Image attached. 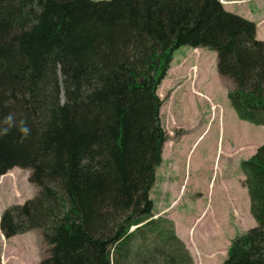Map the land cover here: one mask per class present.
Instances as JSON below:
<instances>
[{
    "label": "trees",
    "instance_id": "trees-1",
    "mask_svg": "<svg viewBox=\"0 0 264 264\" xmlns=\"http://www.w3.org/2000/svg\"><path fill=\"white\" fill-rule=\"evenodd\" d=\"M185 45L217 53L238 117L264 126V40L220 0H0V119L31 129L0 137V175L29 169L38 189L0 228L40 230L38 264H195L150 196L167 139L158 89ZM240 168L256 225L221 264H264V143Z\"/></svg>",
    "mask_w": 264,
    "mask_h": 264
},
{
    "label": "rangeland",
    "instance_id": "rangeland-1",
    "mask_svg": "<svg viewBox=\"0 0 264 264\" xmlns=\"http://www.w3.org/2000/svg\"><path fill=\"white\" fill-rule=\"evenodd\" d=\"M223 5L250 20L262 11L255 0H226ZM257 38L264 40V22ZM199 49H177L159 85L167 139L150 196L155 216L174 221L195 264H221L231 240L256 225L240 161L264 142V127L238 117L217 70V53ZM235 168L233 180H226ZM17 169L16 174L0 175V217L4 209L37 194L29 181L31 171ZM3 235L0 229L1 264H38L48 254L38 229L11 238Z\"/></svg>",
    "mask_w": 264,
    "mask_h": 264
},
{
    "label": "clouds",
    "instance_id": "clouds-1",
    "mask_svg": "<svg viewBox=\"0 0 264 264\" xmlns=\"http://www.w3.org/2000/svg\"><path fill=\"white\" fill-rule=\"evenodd\" d=\"M16 128L21 134V139H26L30 133L31 129L28 127L25 119H20L17 121L13 113H9L0 119V137L8 135L10 131Z\"/></svg>",
    "mask_w": 264,
    "mask_h": 264
},
{
    "label": "crops",
    "instance_id": "crops-1",
    "mask_svg": "<svg viewBox=\"0 0 264 264\" xmlns=\"http://www.w3.org/2000/svg\"><path fill=\"white\" fill-rule=\"evenodd\" d=\"M255 3H256V5H259V6H262V8H261V12L259 13L258 12V14H257V17L255 18V19H253V21H255L256 23H257V30H258V27H259V25L261 24V23H263L264 22V0H255ZM257 8H258V6H256ZM199 49V48H198ZM200 51H201V49H199ZM218 70V69H217ZM220 75V74H219ZM221 79L228 85V91H229V89H231L232 88V83H231V81L229 80V79H227V78H224V77H222L221 76ZM225 80H227L228 81V83L225 81ZM232 106V105H231ZM244 122H247V124L248 123H251V122H248V121H245V120H243ZM253 124V123H252ZM258 126H263V125H258ZM264 127V126H263ZM262 143H264V142H262ZM261 143V144H262ZM260 144V145H261ZM17 167H14L13 169H11L9 172H7L6 174H8V173H17ZM5 175V174H4ZM37 192H38V189H37ZM177 231V230H176ZM178 233H177V235L181 238V239H183V240H185L184 238V236L179 232V231H177ZM13 237V236H12ZM11 238V237H10Z\"/></svg>",
    "mask_w": 264,
    "mask_h": 264
},
{
    "label": "flooded vegetation",
    "instance_id": "flooded-vegetation-1",
    "mask_svg": "<svg viewBox=\"0 0 264 264\" xmlns=\"http://www.w3.org/2000/svg\"><path fill=\"white\" fill-rule=\"evenodd\" d=\"M232 153H235V151H232ZM237 171V168L234 169V171L231 169V172L230 173H226L227 177H226V180H233V178L235 177V173ZM222 177V175H221ZM223 187L226 188L227 187V184L225 181H223ZM228 189V188H227Z\"/></svg>",
    "mask_w": 264,
    "mask_h": 264
},
{
    "label": "bare ground",
    "instance_id": "bare-ground-1",
    "mask_svg": "<svg viewBox=\"0 0 264 264\" xmlns=\"http://www.w3.org/2000/svg\"><path fill=\"white\" fill-rule=\"evenodd\" d=\"M226 3H228V2H226ZM230 3H232V2H230ZM4 236V235H3ZM5 238V237H4Z\"/></svg>",
    "mask_w": 264,
    "mask_h": 264
},
{
    "label": "water",
    "instance_id": "water-1",
    "mask_svg": "<svg viewBox=\"0 0 264 264\" xmlns=\"http://www.w3.org/2000/svg\"><path fill=\"white\" fill-rule=\"evenodd\" d=\"M61 79V78H60Z\"/></svg>",
    "mask_w": 264,
    "mask_h": 264
}]
</instances>
